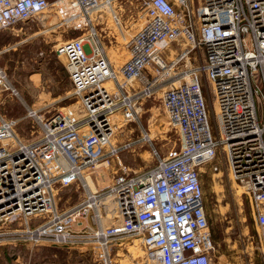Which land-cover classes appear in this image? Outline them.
Here are the masks:
<instances>
[{"label":"built area","instance_id":"built-area-1","mask_svg":"<svg viewBox=\"0 0 264 264\" xmlns=\"http://www.w3.org/2000/svg\"><path fill=\"white\" fill-rule=\"evenodd\" d=\"M115 1L0 0V30L34 20L42 32L63 28L55 50L79 104L45 115L0 64V95H16L38 131L26 140L19 118L0 110V246L84 247L97 264H121L119 245L138 239L144 264H213L204 165L238 183L264 227V114L259 120L255 103L259 97L264 108V0H139L145 17L123 36L126 57L113 65L102 44L113 34L101 23L106 14L120 25ZM168 45L178 48L165 58ZM150 96L177 129L178 145L162 155L152 148L155 161L138 171L118 162L101 184L100 168L130 143L119 132ZM73 185L78 197L62 205L60 190Z\"/></svg>","mask_w":264,"mask_h":264},{"label":"rangeland","instance_id":"rangeland-1","mask_svg":"<svg viewBox=\"0 0 264 264\" xmlns=\"http://www.w3.org/2000/svg\"><path fill=\"white\" fill-rule=\"evenodd\" d=\"M113 9L120 25H114L109 16L102 15L101 26L106 22L113 34L103 36L102 44L111 63L117 65L126 57L123 36L133 33L145 15L139 0H117ZM51 17L52 22L57 21L54 14ZM53 27L54 30L50 26L42 32L41 22L34 20L21 21L0 30V48L9 47L1 52L0 64L5 67L19 94L45 115L65 107L74 111L79 109L64 67L65 57L55 50L57 42L67 35L63 28L56 24ZM77 32L68 30V36ZM174 48L176 50L178 47ZM174 48L168 45L164 49L165 58L174 54ZM171 49L174 52H170ZM201 57L202 49L199 48L190 58L195 62ZM206 102L210 109L207 98ZM255 103L258 118L262 120L264 108L259 97H256ZM0 110L7 116L19 118L17 130L26 140L38 133L37 130L30 131L31 124L28 118L23 117L25 110L16 95L3 92L0 95ZM137 114V120L125 124L119 132L121 140L130 141L129 145L119 149L115 156H110L108 165L100 168L97 175L101 184L108 182L111 175L109 171L118 162L130 171H138L155 161L156 156L150 153L152 148L156 149L158 155H162L170 147L178 145L177 129L167 122L158 97L146 98ZM209 119L213 124L211 114ZM143 133L148 137H141ZM102 171L107 175L101 177ZM199 182L203 211L214 242L213 264H264V227L256 225L242 188L236 181L228 178L226 173L215 172L208 165L202 167ZM79 193L74 185L63 188L59 192V202L62 205L72 202ZM119 246L123 264H144L138 239ZM17 259H26L28 264H97L90 251L84 247L52 243H5L0 246V264H13Z\"/></svg>","mask_w":264,"mask_h":264},{"label":"bare ground","instance_id":"bare-ground-1","mask_svg":"<svg viewBox=\"0 0 264 264\" xmlns=\"http://www.w3.org/2000/svg\"><path fill=\"white\" fill-rule=\"evenodd\" d=\"M170 52H174V50H173V49H171V50H170ZM103 164H104V163H103ZM104 171H105V170H104ZM104 171H102V175H101L102 177H104L103 175H105V176L107 175V173H105ZM90 186L92 187V185H91V184H90Z\"/></svg>","mask_w":264,"mask_h":264}]
</instances>
